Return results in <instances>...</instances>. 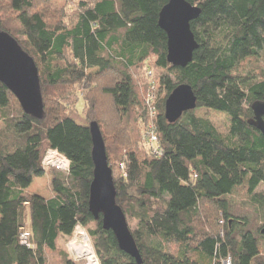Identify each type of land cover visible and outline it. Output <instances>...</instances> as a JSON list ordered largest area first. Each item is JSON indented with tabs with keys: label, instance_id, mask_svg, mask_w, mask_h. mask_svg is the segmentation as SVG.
<instances>
[{
	"label": "trees",
	"instance_id": "16d2710c",
	"mask_svg": "<svg viewBox=\"0 0 264 264\" xmlns=\"http://www.w3.org/2000/svg\"><path fill=\"white\" fill-rule=\"evenodd\" d=\"M170 1L0 0L1 29L37 64L45 111L41 120L21 107L13 111L18 101L0 82V264H49L50 256L57 264H76L61 241L77 225L87 230L100 264H138L90 212L93 122L106 150L107 131L126 148L114 178L116 202L127 221L137 222L131 231L142 264H222L229 255L232 264H264V224L250 228L231 199L244 188L250 205L264 213V190L257 191L264 186V136L248 124L252 104L264 101V68L239 72L264 54V0H187L201 14L191 23L198 49L186 68L168 62V38L159 26ZM92 69L98 71L88 73ZM151 83L160 158L142 145ZM81 84L95 87L80 90ZM183 84L192 87L197 109L230 116L228 134L195 111L176 123L166 120L165 102ZM73 99L77 115L69 111ZM130 126L140 141L131 143ZM48 149L70 160L69 174L43 168ZM49 172L54 197L29 194L34 179ZM221 214L222 235L216 229ZM25 231L31 247L21 242ZM172 244L176 252L168 249Z\"/></svg>",
	"mask_w": 264,
	"mask_h": 264
},
{
	"label": "water",
	"instance_id": "95a60500",
	"mask_svg": "<svg viewBox=\"0 0 264 264\" xmlns=\"http://www.w3.org/2000/svg\"><path fill=\"white\" fill-rule=\"evenodd\" d=\"M201 10L187 0H171L160 13L159 26L168 38V62L174 67L186 68L193 60L198 42L191 23L199 18ZM0 82L16 97L26 115L37 120L44 117L39 69L35 60L19 43L0 27ZM197 109V97L191 86H178L165 102V118L176 123L184 114ZM253 118L248 124L264 136V101L251 106ZM93 141L94 178L90 187V212L103 228L112 231L122 252L142 264V258L129 227L127 217L116 202L117 192L113 170L109 165L105 141L99 125H90ZM264 234V229L262 231Z\"/></svg>",
	"mask_w": 264,
	"mask_h": 264
},
{
	"label": "rangeland",
	"instance_id": "374dc122",
	"mask_svg": "<svg viewBox=\"0 0 264 264\" xmlns=\"http://www.w3.org/2000/svg\"><path fill=\"white\" fill-rule=\"evenodd\" d=\"M56 5L59 8H63L65 6V2L62 1H58L56 2ZM264 68V54H262L258 59H253V60H247L240 68H239V72H250V71H254V70H260L261 68ZM96 71H98L97 69H92L89 70L88 73L93 74ZM173 79L175 78L174 76L172 77ZM89 87L92 89L95 86L92 84H88ZM87 84H81L78 86V89L80 90H85L86 87H88ZM74 91V88H72V90H69V94H72ZM162 97L165 96V92L163 91V93L161 94ZM72 98V97H71ZM75 103V99L69 101V111L74 114L77 115L76 113L78 112L79 114L82 115L83 110H84V99L80 98L78 104H77V112L75 111L74 108V104ZM20 105L17 102H13V105L11 107V109L13 111H17L19 109ZM195 114L198 117H204L209 119L223 134H228L229 130H230V124H231V118L228 114L226 113H221V112H217V111H213V110H209V109H197L195 110ZM85 118V117H84ZM82 123V122H81ZM133 126L129 127V137L131 139V143L136 142V141H140L139 135H137V133L135 132V129H132ZM139 128V127H138ZM111 129V128H109ZM108 129V130H109ZM106 140H107V151L108 154L110 155L111 158V164H112V168L114 171V178L118 177L120 174V170L117 168L118 163H119V159L121 157L122 152H124V150L126 149L125 147L120 146L117 143V140L115 139V135L112 132L107 131V136H106ZM143 140H144V136H143ZM144 142V141H143ZM143 145V143H142ZM144 147V145H143ZM49 176H51V172H49L47 174L46 177H44L43 179V183L46 182L45 180H47L49 178ZM41 186H44V184H42ZM264 190V186H261L257 191H263ZM46 192H44L43 194H45ZM231 199L233 201L234 204V209L235 212L240 215V216H246L248 219L249 226L250 228H252L253 230H256L258 227H260L261 225L264 224V213H260L258 211H256L255 207L251 206L249 203V199L246 195V190L244 188H240L238 190V192H236L235 195L231 196ZM223 219L222 214L220 215V219L218 221V225L216 227L217 231H219V234L222 235V233H224L223 231L225 230L223 228V225H221L220 221ZM129 223V227L132 231H134L137 227V222L134 220H128ZM249 226L246 227L249 228ZM206 227H210L211 226L209 224H206ZM95 226L94 224H91L87 229H94ZM225 234V233H224ZM90 237V236H89ZM68 238L64 239L61 241V245L66 249V244L68 243ZM91 243H92V247L94 248L93 245V241L91 239ZM168 249H170V251H177L178 249V245L177 244H172L170 246H168ZM96 253V252H95ZM197 257V259L201 260V255L199 253H197V255H195ZM96 257L98 258L97 254ZM99 260V258H98ZM100 263V261H99ZM49 264H57V259L56 257L50 256L49 259ZM77 264H87L86 260L83 261L82 263H77Z\"/></svg>",
	"mask_w": 264,
	"mask_h": 264
},
{
	"label": "built area",
	"instance_id": "2783aa9c",
	"mask_svg": "<svg viewBox=\"0 0 264 264\" xmlns=\"http://www.w3.org/2000/svg\"><path fill=\"white\" fill-rule=\"evenodd\" d=\"M149 77L153 74L151 71L147 72ZM155 84L151 83L145 93V107L147 110L148 122L146 124L144 134V148L147 152L155 157H162L164 154L160 138L157 130V119L158 111L156 107L157 102V91ZM42 166L46 171L57 170L65 174H69L71 170L70 160L56 149H48L42 159ZM121 174L126 176L124 166H121ZM223 223V222H221ZM30 233L25 231L21 236L22 244L31 247L29 243ZM68 243L66 244V250L68 251L71 260L74 263H82L86 260L87 264H90V260L86 256H81L79 253L82 252L83 248L88 249V255L92 256L97 264L99 263L96 257L95 250L92 247L91 238L87 230L82 225H77L72 236L67 237ZM222 264H232L231 256H227L222 260Z\"/></svg>",
	"mask_w": 264,
	"mask_h": 264
},
{
	"label": "crops",
	"instance_id": "0c3cea01",
	"mask_svg": "<svg viewBox=\"0 0 264 264\" xmlns=\"http://www.w3.org/2000/svg\"><path fill=\"white\" fill-rule=\"evenodd\" d=\"M2 128H4V124L0 122V129H2ZM46 176L47 175H45L44 177H46ZM44 177L35 178L33 183L31 184L28 192L31 195L36 194V195L42 196L46 199H51L55 195L53 192L52 186H51V177L49 176V178L47 180H45L46 182L43 183ZM42 184H44L45 187L41 186ZM44 192H46V193L43 194Z\"/></svg>",
	"mask_w": 264,
	"mask_h": 264
},
{
	"label": "bare ground",
	"instance_id": "6f19581e",
	"mask_svg": "<svg viewBox=\"0 0 264 264\" xmlns=\"http://www.w3.org/2000/svg\"><path fill=\"white\" fill-rule=\"evenodd\" d=\"M79 254L81 256L88 257V259L90 260V264H97L96 260L92 256L88 255V249L87 248H83L82 252H80Z\"/></svg>",
	"mask_w": 264,
	"mask_h": 264
}]
</instances>
